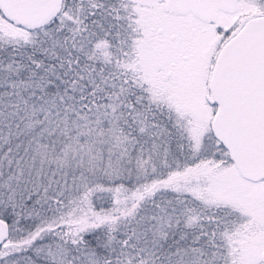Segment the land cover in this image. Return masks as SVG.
I'll return each instance as SVG.
<instances>
[{"label": "snow or ice", "instance_id": "1", "mask_svg": "<svg viewBox=\"0 0 264 264\" xmlns=\"http://www.w3.org/2000/svg\"><path fill=\"white\" fill-rule=\"evenodd\" d=\"M0 264H264V0H0Z\"/></svg>", "mask_w": 264, "mask_h": 264}]
</instances>
